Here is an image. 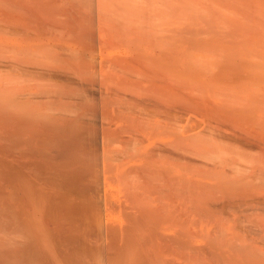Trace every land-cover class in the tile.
Returning <instances> with one entry per match:
<instances>
[{"label":"bare ground","instance_id":"bare-ground-1","mask_svg":"<svg viewBox=\"0 0 264 264\" xmlns=\"http://www.w3.org/2000/svg\"><path fill=\"white\" fill-rule=\"evenodd\" d=\"M197 1L105 16L109 1L0 0V264H264L233 231L249 220L264 241V88L228 83L206 42L189 53Z\"/></svg>","mask_w":264,"mask_h":264},{"label":"rangeland","instance_id":"rangeland-1","mask_svg":"<svg viewBox=\"0 0 264 264\" xmlns=\"http://www.w3.org/2000/svg\"><path fill=\"white\" fill-rule=\"evenodd\" d=\"M101 2L103 1L105 4L108 2V4H104L105 5V9H104V11L106 12L105 13V16H107L108 15V13L107 12H109L110 14H111V12L114 14L115 12H114V9L115 8H117V10H118V12H119V8L120 9H122V8H124L123 10H127L128 11V13H126V12H124V11H121L120 10V12H121V14L123 13L124 15H126L127 16V14H129V11L131 10V12H130V14L131 15H129V16H132V14H134L135 16L137 15V16H144L145 14H147L146 12H149V14L148 15H146V16H149L150 14H153V15H151V16H157V14L158 13H160L158 16H161V11H163V9H164V7H165V3H164V1L163 0H151V1H149L148 0V2L150 3V6H149V4H147L146 2H147V0L145 1V0H143L142 2H141V0H139L140 2H141V6H142V4L143 3H145V4H143V8H140V5H135L136 4V2H137V4L139 3L140 4V2L137 0H125L128 4H129V6L131 7L132 5V7L130 8H128L127 6H128V4L126 5V2L124 1V0H116L117 1V3H116V1L115 0H100ZM110 1H115L114 2V4H112ZM121 2V5L123 6V7H121V5H120V2ZM155 1V3H156V5L153 3V2ZM158 1H160V2H158ZM190 1H192V0H190ZM194 1V0H193ZM199 1V0H198ZM197 1V2H198ZM125 2V3H124ZM135 3V4H133V3ZM201 2H203L204 4H205V6H204V4L203 3H201ZM238 0L235 2V1H231V0H200V2H198V3H194V2H191L190 3V5L192 4V7L189 5V3H188V5H189V7L191 8H189L188 10L189 11H191V13H193V14H188V13H190L188 10V15L187 16H189V19H193L191 22L192 23H194V24H192V23H189L188 24V33H187V35H189V33H190V35L192 36V37H189L188 38V44H189V53H191L192 51H194V50H192L193 48L195 49V48H199L200 49V47L201 48H203V50L204 49H206V48H204V46H206L204 43L206 42V44H207V49H209V52H210V54L211 55H213L214 57H212V58H214L215 60H217V61H221L222 63L223 62H225V63H223V64H221V65H223L225 68L227 67V68H231L233 71H232V75L231 76H229V77H226V81H228V83H230V84H233V82L234 81H238V82H240V80L241 81H245V80H252L251 82L254 84L255 82H259V84L260 83H262L263 84V81H264V71H263V69H259L258 68V66H259V64H256V62H254L256 59H257V57H258V61L260 60V58L259 57H261L260 55L258 56V55H254V54H256V53H253L254 51H251L250 49H252V47H250L249 48V46L248 45H246V43H247V39H245V37L244 36H247L246 35V33H247V31H248V28H247V25H246V22H248V21H246L245 20V18L246 17H248V19H249V17L251 16L250 15V13H255V12H258L259 10H258V7H257V3L255 2L254 3V1H252V0H250V3L251 4H247V2L248 1H246V4H244V5H239L238 3ZM239 2H240V0H239ZM241 2H244L245 3V1H241ZM240 2V3H241ZM253 2V3H252ZM116 3V4H115ZM125 5H124V4ZM151 3H152V5H154V7H152L151 6ZM200 3V4H199ZM112 4V5H111ZM131 4V5H130ZM148 5V7H147V5ZM194 4V5H193ZM236 4V5H235ZM254 4V5H253ZM117 5V6H116ZM120 5V6H119ZM144 5H146V6H144ZM198 5H199V7H200V5H201V7L199 8L198 7ZM241 6V7H239V6ZM249 5V6H248ZM251 5H253L252 6V8L250 7ZM256 5V6H255ZM157 6V8L160 6V8L162 7L163 9H160V8H155ZM164 6V7H163ZM102 7V6H101ZM107 7V8H106ZM108 7H109V9H108ZM114 7V8H113ZM126 7V8H125ZM134 7H138V8H140V9H138L137 11L135 10L136 8H134ZM148 9V8H150V9H146V8ZM245 7V8H244ZM254 7V8H253ZM257 7V9H255ZM103 8V7H102ZM128 8V9H127ZM145 8V9H144ZM153 8H155V9H152ZM195 8H197V11H196V9ZM248 8V9H247ZM204 9V10H203ZM239 9H241L240 11H238ZM243 9H244V11H243ZM249 9H253V10H255V11H253V10H249ZM110 10V11H109ZM116 10V9H115ZM116 10V11H117ZM145 11V13H144V11ZM149 10H151V11H149ZM156 10H159V12L158 11H156ZM161 10V11H160ZM196 11V13H194L195 11ZM133 11H134V13H133ZM194 11V12H193ZM202 11V12H201ZM118 12H116V13H118ZM119 12V13H120ZM152 12V13H151ZM243 12H245V13H243ZM247 12V13H246ZM249 12V13H248ZM155 13V14H154ZM201 13V14H200ZM205 13V14H204ZM107 14V15H106ZM109 14V15H110ZM113 14H111L112 16H114ZM139 14V15H138ZM142 14H144V15H142ZM195 14V15H194ZM199 14V15H198ZM205 16H203V15ZM249 14V15H248ZM118 15H120V14H118ZM133 15V16H134ZM248 15V16H247ZM122 16V15H121ZM202 16V17H201ZM243 16H246V17H243ZM196 17V18H195ZM199 17V18H198ZM229 17V18H228ZM231 17H233V19H236L237 21H239V26H238V22L235 20V22H234V20L232 21V18ZM237 17V18H236ZM243 17V18H242ZM254 17L255 18H253V16H251L250 18H253V19H256V17L257 16H255L254 15ZM258 18V17H257ZM188 19V20H189ZM198 19V20H197ZM201 19V20H200ZM228 19H230L231 20V22H230V20H228ZM240 19V20H239ZM242 19V20H241ZM243 19H244V22H243ZM241 21V22H240ZM251 21V20H250ZM189 22H190V20H189ZM234 22V23H233ZM254 22H255V20H254ZM253 22V23H254ZM205 23V24H204ZM244 23V24H243ZM249 23V22H248ZM247 23V24H248ZM252 22H251V24H253ZM241 24V25H240ZM191 25H193V26H191ZM197 25V26H196ZM244 25V26H243ZM249 25L250 24H248V27H249ZM199 26V27H198ZM251 27H252V25H250ZM238 27V28H237ZM251 27H249L250 29H253V27L251 28ZM256 27H258L259 29L262 27V29L261 30H258V32L259 33H264V26H256ZM256 27H255V25H254V28L256 29ZM244 28H247V30L246 29H244ZM201 29V30H200ZM245 30H246V32H245ZM256 31V30H255ZM205 32V33H204ZM194 34V35H193ZM204 34V35H203ZM199 35V39H198V36ZM240 35H241V37H240ZM215 36V37H214ZM220 36V38H218V37ZM244 37V38H243ZM195 38V39H194ZM196 39H198V40H196ZM210 39H212L213 41L211 42V41H208V40H210ZM239 39V40H238ZM246 40V43H245V40ZM203 40V41H202ZM241 40V41H240ZM197 42V44H196V42ZM200 42V43H199ZM202 42H204L203 44H204V46L203 45H201L202 44ZM209 42V43H208ZM243 42V43H242ZM192 43H194L195 45H193ZM210 44V45H209ZM224 44L226 45V47L224 46ZM242 44V45H241ZM200 45V46H199ZM212 45V46H211ZM247 46V48H245L246 46ZM196 46V47H195ZM210 46H211V48L214 46V47H216V46H218V47H216V48H222L220 51L218 50H216V48H214V54H212L211 52H213L212 51V49L210 48ZM223 47H225V48H223ZM254 47V46H253ZM197 48V49H198ZM246 50H245V49ZM223 49L224 50H226V51H223ZM190 50H192V51H190ZM196 50V49H195ZM202 50V49H201ZM200 50V51H201ZM227 50L228 51H230L231 50V52H230V54H229V52H227ZM199 51V52H200ZM205 51V50H204ZM203 51V52H204ZM208 51V50H207ZM243 51H249L248 53L250 54V55H245L244 53H246V52H244L243 53ZM199 52H197V50L195 51V53H196V55H200L201 54V52L199 53ZM202 52V54H208L207 52H205V53H203ZM217 52V53H216ZM192 53H194V52H192ZM253 53V54H252ZM216 54V55H215ZM239 54V55H238ZM242 54V55H241ZM244 55V56H243ZM251 55H253L254 56V58H256V59H252L251 58ZM190 56H192L191 54H190ZM218 56V57H217ZM252 56V57H253ZM257 56V57H256ZM229 59H228V58ZM245 57L247 58V57H249L250 59H248L247 58V60H245ZM228 59L227 61H226V59ZM201 60H203V59H201ZM252 60V61H251ZM200 61V60H199ZM263 61V60H262ZM192 63L190 64V66L193 68V69H195V70H198V71H200L201 73L203 72L201 69L203 68V66H204V64L206 65V63H204L203 62V64L201 63V61H200V63L199 64H195V62L194 61H191ZM220 62V63H221ZM258 63V62H257ZM202 66H201V65ZM225 64V65H224ZM193 65H194V67H193ZM196 65V66H195ZM200 65V66H199ZM201 67V69H199ZM205 67V66H204ZM222 67V66H221ZM260 67V66H259ZM207 67H205V69H206ZM205 69L203 68V70L205 71ZM259 70H261L260 72H259ZM208 71H209V69H207V73H205V74H201L204 78H206L207 77V75H208ZM261 73H263V74H261V75H263L262 77H263V79H262V77L260 76V74ZM257 75V76H256ZM258 77H259V80H257L258 79ZM254 78H256V79H254ZM262 79V82L260 81ZM223 80H225L224 78H223ZM241 83V82H240ZM240 83H238V84H240ZM259 84H257V85H259ZM261 84V87L260 88H262L261 90H263V86L264 85H262ZM235 85H237V84H235ZM260 86V85H259ZM236 87H238V88H241V87H245V84L244 83H241L239 86H236ZM260 88H258V91H257V93H259V90H260ZM260 92H262V91H260ZM263 94H264V90H263V92H262ZM263 94H261L262 96H263ZM259 95V97H261L260 96V93L258 94ZM264 97V96H263ZM261 100H264L263 98H261ZM253 153H255L254 151H253ZM252 157V156H251ZM213 158V157H212ZM212 158H211V161H212ZM253 158V157H252ZM258 212L257 211H254L253 213H252V215H251V218L253 219V218H256V217H258V214H257ZM223 216H224V214H223ZM224 217H226V216H224ZM244 220V221H243ZM226 222V221H225ZM228 222H226L225 224H224V227L222 226V225H220V226H222V227H219V225L217 226V225H214L215 226V230H216V228L218 227V230H216L214 233L215 234H212V233H210V235L215 239V241H214V239L212 240L213 242L211 243V238H210V241H209V238H208V240L206 239V238H202V239H205V241H207V242H204V245H205V243H207L205 246L207 247V248H212L211 246H213V245H209V247H208V244L209 243H211V244H213L214 242H215V245H216V248H212V249H222L223 250V252L224 251H228V250H230V248H231V245H230V238L228 237V236H230V235H227L226 236V227H225V225L227 224ZM238 224H239V226H240V228L238 229H234V226H233V231H235L237 234H238V237L235 239V246H237V248H241V247H243L244 246V248H245V250L247 249L250 253H251V249H253V248H256V247H258V244H259V246L261 247L262 246V248L264 247V241L260 238V235L259 234H256L255 233V235H258V236H255L254 235V233L250 230V228H248L247 229V226L249 225V224H251V222L249 221V220H245V219H241V221H239L238 222ZM213 226V227H214ZM212 227V229L214 230V228ZM244 227V228H243ZM212 229L210 230V232H212ZM222 229H223V231H222ZM247 229V230H246ZM217 231H219L220 232V234L217 232ZM216 232L221 236V240H219L220 239V236L218 235V234H216ZM223 232V233H222ZM222 233V234H221ZM245 233L247 234V236L245 235ZM228 234V233H227ZM214 235H217V236H214ZM217 237V238H216ZM223 237H228L227 239L226 238H224L223 239ZM258 238H259V240H258ZM216 239H218L217 240V242L218 243H216ZM227 241H226V240ZM260 240H261V242H260ZM223 241H224V243H223ZM241 241V242H240ZM254 241V242H253ZM256 241H258V242H256ZM229 242V243H228ZM243 245H242V244ZM244 243H245V245H244ZM248 243V244H247ZM250 243H252V245H250ZM219 245V248H218V245ZM226 244V245H225ZM214 245V246H215ZM256 245V246H255ZM213 246V247H214ZM226 248V250H224ZM227 248H229L228 250H227ZM259 248V247H258ZM264 249V248H263ZM257 255H259L258 253L256 254V253H251V255H250V259H249V261H253V259H254V257L255 256H257ZM250 264H252L251 262H250Z\"/></svg>","mask_w":264,"mask_h":264}]
</instances>
